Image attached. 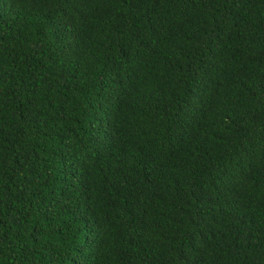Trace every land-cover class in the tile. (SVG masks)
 Masks as SVG:
<instances>
[{"label":"trees","instance_id":"obj_1","mask_svg":"<svg viewBox=\"0 0 264 264\" xmlns=\"http://www.w3.org/2000/svg\"><path fill=\"white\" fill-rule=\"evenodd\" d=\"M0 264H264V0H0Z\"/></svg>","mask_w":264,"mask_h":264}]
</instances>
